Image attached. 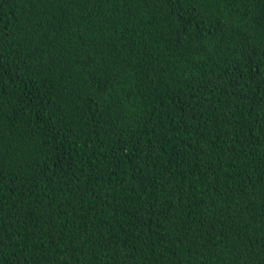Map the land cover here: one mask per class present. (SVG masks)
<instances>
[{
    "label": "trees",
    "instance_id": "16d2710c",
    "mask_svg": "<svg viewBox=\"0 0 264 264\" xmlns=\"http://www.w3.org/2000/svg\"><path fill=\"white\" fill-rule=\"evenodd\" d=\"M0 264H264V0H0Z\"/></svg>",
    "mask_w": 264,
    "mask_h": 264
},
{
    "label": "snow or ice",
    "instance_id": "6c2138e0",
    "mask_svg": "<svg viewBox=\"0 0 264 264\" xmlns=\"http://www.w3.org/2000/svg\"><path fill=\"white\" fill-rule=\"evenodd\" d=\"M245 58V53H244V51L242 50V52H241V63H243V59Z\"/></svg>",
    "mask_w": 264,
    "mask_h": 264
}]
</instances>
